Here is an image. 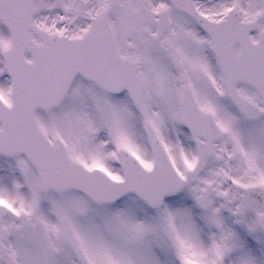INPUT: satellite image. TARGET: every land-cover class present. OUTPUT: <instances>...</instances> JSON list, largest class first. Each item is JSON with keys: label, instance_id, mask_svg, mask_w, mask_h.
Returning <instances> with one entry per match:
<instances>
[{"label": "snow or ice", "instance_id": "1", "mask_svg": "<svg viewBox=\"0 0 264 264\" xmlns=\"http://www.w3.org/2000/svg\"><path fill=\"white\" fill-rule=\"evenodd\" d=\"M0 264H264V0H0Z\"/></svg>", "mask_w": 264, "mask_h": 264}]
</instances>
